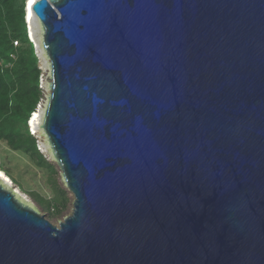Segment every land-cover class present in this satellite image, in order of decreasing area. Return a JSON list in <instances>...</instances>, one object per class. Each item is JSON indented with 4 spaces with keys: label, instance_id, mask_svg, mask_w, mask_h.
Segmentation results:
<instances>
[{
    "label": "water",
    "instance_id": "water-1",
    "mask_svg": "<svg viewBox=\"0 0 264 264\" xmlns=\"http://www.w3.org/2000/svg\"><path fill=\"white\" fill-rule=\"evenodd\" d=\"M31 8L74 204L54 226L0 186V264H264V0Z\"/></svg>",
    "mask_w": 264,
    "mask_h": 264
},
{
    "label": "trees",
    "instance_id": "trees-1",
    "mask_svg": "<svg viewBox=\"0 0 264 264\" xmlns=\"http://www.w3.org/2000/svg\"><path fill=\"white\" fill-rule=\"evenodd\" d=\"M27 0H0V142L25 156L38 168L50 169L38 150L28 122L42 100L41 70L27 34ZM47 200L38 194L34 199L56 215L66 202L64 193Z\"/></svg>",
    "mask_w": 264,
    "mask_h": 264
},
{
    "label": "rangeland",
    "instance_id": "rangeland-1",
    "mask_svg": "<svg viewBox=\"0 0 264 264\" xmlns=\"http://www.w3.org/2000/svg\"><path fill=\"white\" fill-rule=\"evenodd\" d=\"M34 16L32 17L33 20L31 19V23L26 21L28 35L33 43L35 54L38 58V66L41 70L40 89L42 90V100L36 109L38 113L35 121L37 133L34 137L37 140L38 150L51 168L45 169L36 167L25 156L9 150L3 142H0V171L9 180L8 183L0 179V186L6 192L13 194L14 198L22 205L32 208L49 223L58 226L64 219L71 215L74 195L67 186L60 165L54 157L42 128L44 111L49 98L51 74L50 62L43 49L44 31L40 21ZM57 189L64 193L66 202L64 204V209L60 208V213L56 215L54 210L44 209L43 206L34 199L33 194L35 193L47 200H52L54 196L57 195Z\"/></svg>",
    "mask_w": 264,
    "mask_h": 264
},
{
    "label": "bare ground",
    "instance_id": "bare-ground-1",
    "mask_svg": "<svg viewBox=\"0 0 264 264\" xmlns=\"http://www.w3.org/2000/svg\"><path fill=\"white\" fill-rule=\"evenodd\" d=\"M37 0H27V2L25 3V6L27 4V8H26V11H25V19L26 21H28V23H31V21L33 20L32 17L35 15L32 11V8L31 6L36 2ZM35 17V16H34ZM32 19V20H31ZM39 112V111H38ZM38 113L35 112L32 117L30 118L29 120V127L32 129V133H34V135L37 133L36 132V128H35V121H36V118H37V115ZM0 179H2L3 181L5 182H8L9 183V180L5 177V175L3 173H1L0 171Z\"/></svg>",
    "mask_w": 264,
    "mask_h": 264
},
{
    "label": "clouds",
    "instance_id": "clouds-1",
    "mask_svg": "<svg viewBox=\"0 0 264 264\" xmlns=\"http://www.w3.org/2000/svg\"><path fill=\"white\" fill-rule=\"evenodd\" d=\"M25 22H26V19H25ZM26 25H27V22H26ZM27 34H28V29H27ZM28 38H29V40H30V37H29V35H28ZM31 42V41H30ZM33 44V43H32ZM34 114V113H33ZM32 114V115H33ZM28 127H29V122H28ZM29 131H30V133H31V135H33L34 136V133H32V131H31V129H30V127H29Z\"/></svg>",
    "mask_w": 264,
    "mask_h": 264
}]
</instances>
